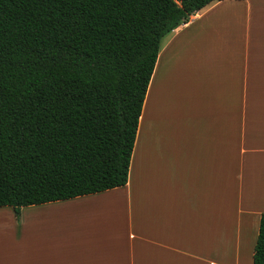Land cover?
Here are the masks:
<instances>
[{
	"label": "crops",
	"instance_id": "1",
	"mask_svg": "<svg viewBox=\"0 0 264 264\" xmlns=\"http://www.w3.org/2000/svg\"><path fill=\"white\" fill-rule=\"evenodd\" d=\"M223 4L228 11L214 16L230 36L191 41L189 73L173 72L171 90L159 73L169 47ZM169 33L126 184L23 206L20 220L0 206L9 208L0 215V264L14 254L3 245L9 229L21 264H252L264 212V0H213ZM195 49L204 74L195 72ZM26 208L35 215L24 237Z\"/></svg>",
	"mask_w": 264,
	"mask_h": 264
},
{
	"label": "trees",
	"instance_id": "2",
	"mask_svg": "<svg viewBox=\"0 0 264 264\" xmlns=\"http://www.w3.org/2000/svg\"><path fill=\"white\" fill-rule=\"evenodd\" d=\"M211 1L0 0V206L125 185L161 40Z\"/></svg>",
	"mask_w": 264,
	"mask_h": 264
},
{
	"label": "rangeland",
	"instance_id": "3",
	"mask_svg": "<svg viewBox=\"0 0 264 264\" xmlns=\"http://www.w3.org/2000/svg\"><path fill=\"white\" fill-rule=\"evenodd\" d=\"M240 7H243L242 5ZM229 7H227L225 4L219 5L214 10H212L209 14L204 15L200 20L195 21L190 27H188L183 34L177 38L174 43L169 47V59L160 67L159 73L160 75H163V77L166 78L168 82H170V88L172 90L173 82H171L172 79V73L177 71V73H189V47L190 43H210L213 40L217 39L221 36H230V34L227 32V29L224 28V24L216 19L214 15L223 13L225 11H228ZM172 34H166L162 40H161V48L167 43V41L170 39ZM178 50L180 53H178ZM176 53V54H175ZM204 59L198 54L196 49L194 50V55L192 57V63L195 68V72L197 74L203 73L204 74ZM161 65V63H160ZM176 73V72H175ZM157 97V93H155V98ZM9 207V206H7ZM7 207L1 208L0 207V215L2 216L1 212H4L1 209H9ZM11 208V207H10ZM5 214V213H3ZM54 211H51L48 213V215H54ZM23 215L25 216L23 219L24 221L27 220L26 227L24 225L23 228V236L26 237L29 234V217L34 216L35 214H31L29 210L24 209ZM20 220V218H19ZM19 220H17V226L15 230V236L19 235ZM2 224L0 223V230H1ZM1 233V231H0ZM5 243L3 245H6L8 242L9 251L13 252L14 254L6 256L5 263L6 264H21L19 261H16L15 258L20 256V252L16 251L15 249L17 246L14 244L13 240L16 238L12 235V230L9 229L8 232L3 237ZM26 242H28V238H24ZM15 260V261H14Z\"/></svg>",
	"mask_w": 264,
	"mask_h": 264
}]
</instances>
